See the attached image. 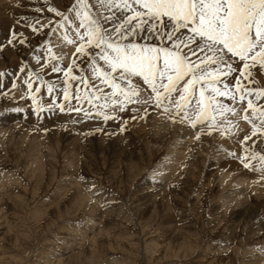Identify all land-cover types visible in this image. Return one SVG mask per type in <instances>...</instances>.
<instances>
[{
	"label": "rangeland",
	"instance_id": "374dc122",
	"mask_svg": "<svg viewBox=\"0 0 264 264\" xmlns=\"http://www.w3.org/2000/svg\"><path fill=\"white\" fill-rule=\"evenodd\" d=\"M50 2L63 10L69 0ZM43 3L0 0V42L9 38L13 13L30 18L22 23H32L35 7ZM16 30L33 44L42 39L20 24ZM51 39L53 46L59 43ZM60 49L54 48L56 54ZM21 58L30 59L25 46L5 47L0 70L17 69ZM69 62L63 60L65 66ZM44 99L47 103L46 92ZM13 106L0 102V109ZM70 115L76 116L45 113L38 121L30 112L0 115V264H264V198L251 192L250 183H242L238 186L247 197L241 207L223 211L217 206L222 193L238 188L234 181L219 186L225 168L251 178L254 172L264 179L263 173L244 168L229 154L209 156L206 149L222 145L210 140L197 143L195 158L186 156V170L176 165L157 177L153 173L164 164L172 132L156 134L152 116L129 119L120 132L119 125L132 113H120L118 121L75 124ZM98 127L104 131H95ZM227 148L239 153V142ZM33 155L54 169L32 174L28 168ZM62 181L67 188L56 191ZM93 181L104 186L103 195L88 191ZM73 197H80L82 206L75 205Z\"/></svg>",
	"mask_w": 264,
	"mask_h": 264
},
{
	"label": "snow or ice",
	"instance_id": "6c2138e0",
	"mask_svg": "<svg viewBox=\"0 0 264 264\" xmlns=\"http://www.w3.org/2000/svg\"><path fill=\"white\" fill-rule=\"evenodd\" d=\"M34 12L32 23L13 13L9 38L0 42V52L22 45L30 58L0 70V102L15 105L0 115L30 112L39 121L75 113V124L132 113L120 132L129 119L155 115L193 130L196 141L230 137L243 120L250 131L239 153L217 151L264 173V0H69L63 10L44 0ZM17 24L42 39L33 44ZM66 45L74 52L65 66L54 48ZM88 191L106 189L93 181Z\"/></svg>",
	"mask_w": 264,
	"mask_h": 264
},
{
	"label": "bare ground",
	"instance_id": "6f19581e",
	"mask_svg": "<svg viewBox=\"0 0 264 264\" xmlns=\"http://www.w3.org/2000/svg\"><path fill=\"white\" fill-rule=\"evenodd\" d=\"M61 34H62V32L54 35V37L57 41H58L57 36H59ZM72 53H73V48L70 45H66L59 50V54L64 55V61L65 62H69V60L72 58ZM152 117L153 118H152V121L150 122V124H151V127L156 134L160 135V133H164V135H165L166 132L169 133V130L172 132V134H171V141L172 142L169 145V149H168L167 154L163 158L164 164L160 165L158 167V169L156 170V171H158L155 173V175L157 177L163 176V173H162L163 170H165L166 172H169V169L175 168L176 165L182 166L186 170L187 169L186 168V156H190L191 158H195L194 156L198 150H194V149L197 147V143H201L203 145H206V143L211 140L214 143H222V145H223V143H225L226 144L225 146L229 147V145L234 144L236 142H239V140L241 138H243V136L246 133L249 132V131H247V129L249 130V128H250V127L247 128L249 125L246 122H244L243 120H240L239 121V128L238 129L234 128L233 132L235 134L231 135L230 137L229 136L221 137V136H219V134H214L211 137H208V136L202 137V141H196L193 139V135H194L193 130L186 129V127H183L179 124L173 125L170 122H168L162 118L156 117L155 115H153ZM141 120H143V119H141ZM245 128H247V129H245ZM4 130L11 132L12 128H10V129L4 128ZM6 138H8V142L11 141V136L6 137ZM24 144H25V142H24ZM178 145L183 146V149H181V147H178ZM232 146H234V145H232ZM44 147L48 148V150L50 149V147H47V146H44ZM227 147L224 149L232 150V148L229 149ZM51 150H52V148L50 149L49 152L52 153ZM216 152H217L216 148L206 149V151H205L206 154H209V156L212 155V156L216 157V159H218L220 157L227 156V154H228V151H222L218 155L213 154ZM33 156L34 157L32 158V160L31 159H30L31 161L29 160L30 165L28 168V169H30V172H32V174H34V175H35V173L36 174L37 173L44 174L47 171H51L54 169L53 166L50 164L51 162H44L45 160L43 161L39 155L38 156L33 155ZM128 158H130V157H128ZM179 160H180V162H178ZM68 163H71V161H69ZM230 167L231 166H229V168H225L222 172H220L221 175H220V179L218 181L219 186L223 187V185H225L227 187L230 181H234L233 186H234V184L236 186H238L239 184L242 185V183H250L251 186L249 189L251 190V192L254 191L255 196L257 198L258 197L264 198V191L257 192L258 190H262L264 188V179H261L258 175H254V172H252L251 173V175L253 176L252 178H255L253 180L250 177V174L244 175V173L243 174L241 173L242 171L235 170L234 168L231 169ZM28 173H29V170H28ZM259 179H261V180H259ZM241 185L238 186V188H234L233 190L229 189L226 192L222 193L221 203L217 206L222 208L223 211H226L228 208L233 207V206H237V205L241 207V205H243L245 203V198L247 197V192H245L244 194L243 193L241 194V192L243 191L241 188ZM65 188H67V186H65V184L62 181V182H59V184L57 185L56 191H60V189L64 190ZM73 199H74V197H73ZM78 199H79V201H78ZM82 203L83 202L81 201L80 197L79 198L77 197L74 199L75 205L82 206ZM164 207L169 208L168 206H165V205H164ZM263 224L264 223H262L261 225H263ZM75 256H74V258H75ZM53 263L58 264L59 262L57 260H55Z\"/></svg>",
	"mask_w": 264,
	"mask_h": 264
}]
</instances>
